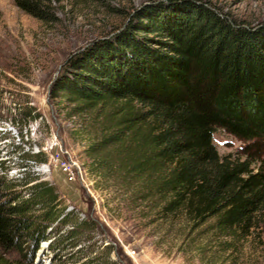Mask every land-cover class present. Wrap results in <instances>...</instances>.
<instances>
[{
    "label": "trees",
    "instance_id": "obj_1",
    "mask_svg": "<svg viewBox=\"0 0 264 264\" xmlns=\"http://www.w3.org/2000/svg\"><path fill=\"white\" fill-rule=\"evenodd\" d=\"M14 1L44 22L59 20L54 4L61 0ZM124 14L113 34L66 60L50 89L51 97L74 102L76 113H94L87 155L97 169L137 183L143 199H157L166 214L186 215L187 235L214 220L228 250L232 238L264 233V158L256 166L251 152L264 140V25L198 0H156ZM17 111L14 123L27 132L42 118L33 105ZM216 126L250 141L247 156H221ZM41 155L28 153L21 177L8 178L0 163V248L29 259L47 241L57 255L60 243L78 241L91 223L66 210L55 183L40 180L33 168L46 161Z\"/></svg>",
    "mask_w": 264,
    "mask_h": 264
},
{
    "label": "rangeland",
    "instance_id": "obj_2",
    "mask_svg": "<svg viewBox=\"0 0 264 264\" xmlns=\"http://www.w3.org/2000/svg\"><path fill=\"white\" fill-rule=\"evenodd\" d=\"M198 1L209 2L250 26L264 25V0ZM154 2L61 0L54 4L59 20L44 22L14 0H0V163L8 169V178L21 177L28 153L44 152L40 157L46 161L33 170L40 180L56 184L67 211L75 208L77 218L91 221L78 241L60 243L57 255L48 248L49 241L30 259L17 249L0 248V264H81L97 252L100 264L107 257L119 264H264L261 229L232 238L235 244L225 250L213 230L214 220L187 235L192 222L186 215L166 214L157 199H143L137 183L124 182L117 170L107 174L97 169L100 165L87 155L94 137V113H76L74 102L50 95L67 59L105 34H113L127 21L125 12ZM27 104L42 114L29 125V132L14 123L18 106ZM214 143L221 156L245 157L251 142L216 126ZM258 149L261 153L256 155ZM251 152L258 166L264 158V140L257 141ZM57 157L71 162L72 177ZM108 244L113 246L109 250Z\"/></svg>",
    "mask_w": 264,
    "mask_h": 264
},
{
    "label": "built area",
    "instance_id": "obj_3",
    "mask_svg": "<svg viewBox=\"0 0 264 264\" xmlns=\"http://www.w3.org/2000/svg\"><path fill=\"white\" fill-rule=\"evenodd\" d=\"M56 159L60 163L63 171H65L68 175H71V177H72L74 175V166L71 164V162L60 160L59 157H57Z\"/></svg>",
    "mask_w": 264,
    "mask_h": 264
}]
</instances>
